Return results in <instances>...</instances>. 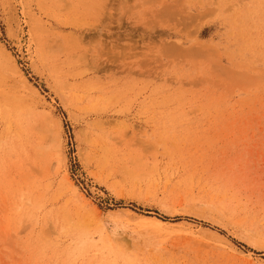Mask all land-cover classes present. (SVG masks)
Listing matches in <instances>:
<instances>
[{
    "label": "rangeland",
    "instance_id": "1",
    "mask_svg": "<svg viewBox=\"0 0 264 264\" xmlns=\"http://www.w3.org/2000/svg\"><path fill=\"white\" fill-rule=\"evenodd\" d=\"M0 264H264V0H0Z\"/></svg>",
    "mask_w": 264,
    "mask_h": 264
}]
</instances>
